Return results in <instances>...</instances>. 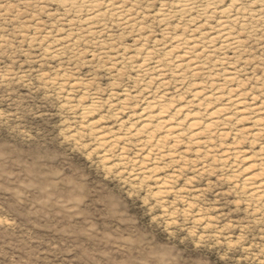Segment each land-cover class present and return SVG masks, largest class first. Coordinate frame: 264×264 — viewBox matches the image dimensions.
Wrapping results in <instances>:
<instances>
[{
  "label": "rangeland",
  "instance_id": "1",
  "mask_svg": "<svg viewBox=\"0 0 264 264\" xmlns=\"http://www.w3.org/2000/svg\"><path fill=\"white\" fill-rule=\"evenodd\" d=\"M97 1L0 0V264H264V6Z\"/></svg>",
  "mask_w": 264,
  "mask_h": 264
},
{
  "label": "bare ground",
  "instance_id": "2",
  "mask_svg": "<svg viewBox=\"0 0 264 264\" xmlns=\"http://www.w3.org/2000/svg\"><path fill=\"white\" fill-rule=\"evenodd\" d=\"M96 1L97 0H59V2H60V4L61 5H63L65 8H67V9H71V8H73L76 12H79V11H84V12H88V11H92L91 13H94L93 12V10L95 9L94 7H97L96 6ZM105 1V0H104ZM108 1V0H107ZM112 1V0H111ZM170 1H172L173 2V4H174V7L176 8V10H177V12H180V14H187V12H190L191 13V11H193L194 9L196 10V9H198V12L199 13H201V15L200 16H205L206 18H211V17H213L211 14L212 13H214V12H216V11H218V12H221V15L219 16V19H217V21H216V23L214 22V24H216V25H214V26H212V27H210L212 30H213V32H207V31H205L203 28L201 29L200 27H198L197 26V28L199 29V31L197 32V35H198V37H194V35H193V39H191V37L189 36V38H188V36H184V38L183 39H179V41H177L176 40V43H175V45L174 46H172V47H170L171 48V50L169 49V51H172V52H175L174 50H176V49H178V48H182V49H184L185 50V53H189L190 55H192L190 52H193V46L196 44V43H204V41L206 40H208L207 41V43H208V47H212V43L215 41V40H221L222 42L224 41V42H229V40H234V37H232V32H231V30H230V27H229V20L231 19L232 20V18H233V20H237L236 19V17H234V13H236V11H237V9L239 10L240 9V7L238 8L237 6H234L235 4H236V2H231L232 4H231V6H234L235 8H237L235 11H234V13L232 12L233 10V8L231 9V10H229L228 8H225L223 5H220V3L219 2H221V0H170ZM259 2L260 3V5L259 6H261V5H263L264 6V0H256V2ZM98 2V1H97ZM161 2L163 3V1L161 0ZM169 2V1H168ZM222 2H223V0H222ZM221 2V3H222ZM119 3V2H118ZM165 3L166 2H164L162 5H161V9H159V10H161V11H163V10H165V9H167V8H165L164 6H166L165 5ZM253 3V2H252ZM258 3V4H259ZM101 4V3H100ZM107 4V3H106ZM106 4H105V6H106ZM108 7L107 8H110V10H119V9H122L123 7L122 6H120V5H118V6H115V4L112 2V4H110L109 2H108ZM122 4V3H121ZM173 4H171V5H173ZM234 4V5H233ZM238 4V3H237ZM102 5V4H101ZM220 5V6H219ZM103 6H104V4H103ZM170 6V5H169ZM98 7H99V9H100V6L98 5ZM126 8V7H125ZM125 8H123V9H125ZM163 8H165V9H163ZM122 9V10H123ZM96 10H98V9H96ZM128 11H129V9H127ZM126 10V11H127ZM158 10V11H159ZM175 10V9H174ZM175 10V11H176ZM241 10V9H240ZM98 11H101V10H98ZM109 11V10H108ZM131 11V10H130ZM106 12V11H105ZM167 12V11H166ZM174 12V11H173ZM177 12H175V15H177L178 13ZM217 12V13H218ZM120 13H121V11H120ZM123 13V12H122ZM161 13H163V15H165L164 14V12H161ZM177 13V14H176ZM193 13V12H192ZM95 14V13H94ZM130 14V13H129ZM129 14H126L127 16L129 15ZM159 14H160V12H159ZM88 15V14H87ZM114 15H116V13L114 14ZM126 15H123V19H124V16H126ZM168 15V14H167ZM189 15V14H188ZM210 15H211V17H210ZM214 15V14H213ZM119 16V15H118ZM169 16V15H168ZM179 16H181V15H179ZM187 16V15H186ZM186 16H184V17H186ZM88 17V16H87ZM121 17V16H120ZM167 17V16H166ZM205 17H204V20H205ZM90 18H92V17H90ZM96 18V17H95ZM127 18V17H126ZM125 18V19H126ZM163 18V17H162ZM88 19V18H87ZM212 19V18H211ZM190 20V19H189ZM208 20V19H207ZM206 20V21H207ZM124 21H130V20H124ZM132 21V20H131ZM130 21V22H131ZM91 22V21H90ZM212 22V21H211ZM232 22V21H231ZM209 23H210V21H209ZM227 23L229 24V25H227ZM128 24V23H127ZM203 24V23H202ZM205 25H207L206 23H205ZM201 26V25H200ZM201 27H203V26H201ZM207 27H209V26H207ZM206 27V28H207ZM204 28H205V26H204ZM196 30V29H195ZM195 32V31H194ZM196 33V32H195ZM196 35V36H197ZM236 39V38H235ZM193 41H195V42H193ZM206 41H205V44H207L206 43ZM174 42H175V40H174ZM216 42V41H215ZM214 42V43H215ZM219 42V41H218ZM213 43V44H214ZM234 42L232 41V43H230L231 45L233 44ZM191 44H193L192 46H190ZM199 44V45H200ZM202 45V44H201ZM223 45V44H222ZM236 45V44H235ZM196 46H197V44H196ZM204 46V45H203ZM234 46V45H233ZM198 47V46H197ZM196 47V48H197ZM205 47V46H204ZM198 48H200V47H198ZM202 48V47H201ZM200 48V49H201ZM206 48V47H205ZM213 48V47H212ZM220 49V48H219ZM179 51H176L175 53H177V52H180V49H178ZM196 50V49H195ZM216 50V49H215ZM198 51V50H197ZM203 51V50H202ZM147 52V51H146ZM168 52V51H167ZM172 52H170V53H172ZM194 52H196V51H194ZM193 52V53H194ZM205 52V51H204ZM166 53V52H165ZM169 53V54H170ZM174 53V54H175ZM167 54V53H166ZM196 54H197V52H196ZM202 53L200 52V55H201ZM146 55V54H145ZM173 55V54H172ZM181 54L179 53V55H174V56H172V57H176V59H178V57L180 56ZM183 55V54H182ZM193 55H195V53L193 54ZM166 56V55H165ZM185 56H186V54H185ZM148 57V56H147ZM168 57V56H167ZM167 57H166V59H167ZM189 57V56H188ZM187 57V58H188ZM197 57V56H196ZM199 57V56H198ZM181 60V59H180ZM173 62V61H172ZM175 62H178V61H175ZM179 63V62H178ZM189 63V62H188ZM193 63H195V62H193ZM167 64H169V63H167ZM173 64V63H172ZM192 64V63H191ZM196 64V63H195ZM142 65V64H141ZM157 65V64H156ZM155 65V66H156ZM159 66H160V64H158ZM171 64H169V66H170ZM179 65H182V64H176V66H179ZM193 65V64H192ZM143 66V65H142ZM171 66H173V65H171ZM174 66H175V63H174ZM176 66H175V68H176ZM179 67H182V66H179ZM158 68V67H157ZM195 68H197V67H195ZM160 69V68H159ZM178 69V68H177ZM180 69V68H179ZM158 71V70H157ZM160 71V70H159ZM197 92V91H196ZM215 94V93H214ZM196 96V95H195ZM159 97V96H158ZM161 97V96H160ZM219 97H217L216 99H218ZM155 99V98H154ZM157 99V98H156ZM155 99V100H156ZM155 100H148V101H146V102H144L145 103V105H144V107L142 108V111H141V113L140 114H138V118H137V121L136 122H139V124L141 125V127L138 129V131L140 132V131H144L145 132V130L148 128V126H151L154 122H156L155 123V125H153L154 126V128H158V130H160L161 128H165V127H168V126H166V124H165V121H162L161 119H163L164 118V116H165V113H167V110H169L168 109V106L167 105H165V104H160V105H158V109L156 110L155 108H156V106H157V104H158V102L157 101H155ZM158 101H159V99H157ZM237 100V99H236ZM235 100V101H236ZM161 101V100H160ZM159 101V102H160ZM162 102H163V100H162ZM201 103V102H200ZM238 103V102H237ZM237 106L239 105V104H236ZM240 106V105H239ZM95 107V102H92L90 105H88V106H84L83 107V114H86V113H88V112H90V111H92L93 110V108ZM169 107H170V105H169ZM176 110V109H175ZM178 110V109H177ZM180 112V111H179ZM217 112H219V111H217ZM186 114H187V112H186ZM214 114V113H213ZM212 114V115H213ZM218 114V113H217ZM169 115V114H168ZM188 115V114H187ZM191 115V114H190ZM195 115V114H194ZM193 115V116H194ZM167 116V115H166ZM172 116V115H171ZM171 116H169V118L171 117ZM173 117V116H172ZM188 117V116H187ZM184 118V117H183ZM190 118V117H189ZM197 118V117H196ZM216 118V117H215ZM227 118V117H226ZM185 119V118H184ZM225 119V118H224ZM171 120V119H170ZM198 120V119H197ZM167 121H168V119H167ZM178 121V120H177ZM190 122H189V125H193L194 123H195V118H191L190 120H189ZM258 121V120H257ZM172 122V121H171ZM170 123V122H169ZM208 124V123H207ZM165 125V126H164ZM175 125V124H174ZM215 125V124H214ZM172 126L173 125H171V126H169V128L168 129H170V128H172ZM185 126V125H184ZM174 127V126H173ZM179 127V126H178ZM150 129H151V127H149ZM189 129V128H188ZM149 130V129H148ZM169 131V130H168ZM180 131V130H179ZM208 131H210L209 129H208ZM181 133V132H180ZM170 135V134H169ZM178 137V136H177ZM252 177V176H251ZM249 178V177H248ZM247 178V179H248ZM251 181V180H250ZM255 184V183H254ZM262 185H263V183H261ZM261 184H259L258 183V185H256V186H254L253 187V191L254 192H261V188L263 187ZM251 185V184H250ZM252 189V188H251ZM264 189V188H263ZM262 193H264L263 191H262ZM252 194V193H251ZM261 194V193H260ZM255 194H253V196H254ZM262 196V195H261ZM264 196V195H263ZM259 198V197H258ZM264 198V197H263Z\"/></svg>",
  "mask_w": 264,
  "mask_h": 264
}]
</instances>
